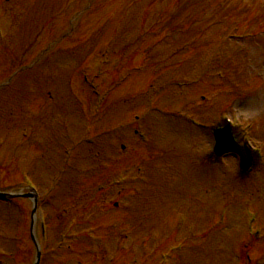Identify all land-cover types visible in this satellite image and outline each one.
<instances>
[{
  "label": "rangeland",
  "instance_id": "374dc122",
  "mask_svg": "<svg viewBox=\"0 0 264 264\" xmlns=\"http://www.w3.org/2000/svg\"><path fill=\"white\" fill-rule=\"evenodd\" d=\"M0 18V191L39 189L41 264H264V235L239 257L262 160L247 180L237 155L208 165L198 127L253 121L264 147V0H0ZM35 219L0 201V264L34 263Z\"/></svg>",
  "mask_w": 264,
  "mask_h": 264
},
{
  "label": "water",
  "instance_id": "95a60500",
  "mask_svg": "<svg viewBox=\"0 0 264 264\" xmlns=\"http://www.w3.org/2000/svg\"><path fill=\"white\" fill-rule=\"evenodd\" d=\"M215 136L217 139V144L215 147V152L217 155H222L227 151L237 152L241 156V166L244 170H247L251 165V155L249 152L244 150L235 141L231 129L228 127L219 129L215 131ZM14 195L0 192V199H7ZM30 196V195H28ZM40 257V251H38V257L34 264H38Z\"/></svg>",
  "mask_w": 264,
  "mask_h": 264
}]
</instances>
